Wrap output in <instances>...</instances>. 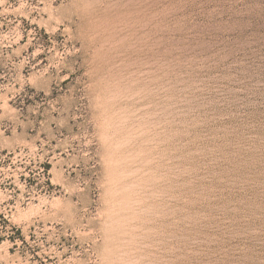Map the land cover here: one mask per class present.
<instances>
[{
  "label": "rangeland",
  "instance_id": "obj_1",
  "mask_svg": "<svg viewBox=\"0 0 264 264\" xmlns=\"http://www.w3.org/2000/svg\"><path fill=\"white\" fill-rule=\"evenodd\" d=\"M0 264H264V0H0Z\"/></svg>",
  "mask_w": 264,
  "mask_h": 264
},
{
  "label": "bare ground",
  "instance_id": "obj_2",
  "mask_svg": "<svg viewBox=\"0 0 264 264\" xmlns=\"http://www.w3.org/2000/svg\"><path fill=\"white\" fill-rule=\"evenodd\" d=\"M133 20V19H132ZM130 24V23H129Z\"/></svg>",
  "mask_w": 264,
  "mask_h": 264
}]
</instances>
